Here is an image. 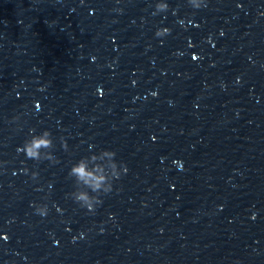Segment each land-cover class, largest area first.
<instances>
[{
    "label": "clouds",
    "instance_id": "obj_1",
    "mask_svg": "<svg viewBox=\"0 0 264 264\" xmlns=\"http://www.w3.org/2000/svg\"><path fill=\"white\" fill-rule=\"evenodd\" d=\"M187 3L193 9L198 10L205 5V0H187ZM168 9L169 5L166 0H157L153 15L167 12ZM169 31L167 28L158 29L155 35L163 37ZM195 58L193 57V59ZM64 147L67 149L66 143ZM53 149L54 140L51 131L45 129L37 134L33 129L22 147L17 148V152H22L27 159L34 161L48 160L51 163H57ZM127 171L126 165L116 160L115 151L101 149L99 152H91L71 165L68 176L73 180L74 190L68 195L79 207L94 212L96 207L102 204L101 196L111 193L114 181L126 174ZM24 172L27 174L29 170L25 168ZM30 175L35 180L39 173L32 171ZM33 207L36 215L42 218L48 215L49 209L46 204L33 205Z\"/></svg>",
    "mask_w": 264,
    "mask_h": 264
}]
</instances>
